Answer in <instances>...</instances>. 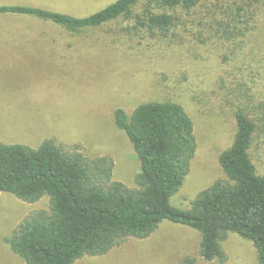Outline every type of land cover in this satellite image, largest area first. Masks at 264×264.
Returning a JSON list of instances; mask_svg holds the SVG:
<instances>
[{
  "label": "rangeland",
  "instance_id": "1",
  "mask_svg": "<svg viewBox=\"0 0 264 264\" xmlns=\"http://www.w3.org/2000/svg\"><path fill=\"white\" fill-rule=\"evenodd\" d=\"M115 1L0 0V6L86 17ZM197 1L198 12H206L202 5L208 10L209 24L210 12L220 19L222 10L250 3L241 14L251 18L253 28L246 34L251 43L232 55L230 45L217 38L202 43L186 34L169 49L145 32L125 33L126 22L70 33L30 16L0 15V143L37 147L48 139L66 151L77 146L89 159L110 157L113 180L134 187L139 162L112 112H130L152 101L177 102L193 121L197 149L170 204L189 209L199 192L225 178L219 156L231 146L235 113L246 104L236 98L235 88L264 102V0ZM250 153L259 174L264 173V134ZM47 207L48 197L28 204L0 194V264H22L5 239L26 215ZM199 240L196 231L164 221L147 239L128 238L106 255L75 264H181L186 256L209 264L198 257ZM221 247L224 264H258L252 243L236 234H228Z\"/></svg>",
  "mask_w": 264,
  "mask_h": 264
},
{
  "label": "trees",
  "instance_id": "2",
  "mask_svg": "<svg viewBox=\"0 0 264 264\" xmlns=\"http://www.w3.org/2000/svg\"><path fill=\"white\" fill-rule=\"evenodd\" d=\"M249 5L224 9L220 19L209 11L210 24L208 10L202 5L206 12H198L197 0H116L86 17L0 6V15L30 16L70 33L126 22L125 33L145 32L165 48L190 34L202 43L217 38L238 55L251 43L246 37L251 18L241 14ZM235 89L246 104L235 113L231 146L219 156L225 178L199 192L186 210L170 200L190 172L197 143L193 121L177 102L152 101L130 112H112L139 162L134 187L113 180L110 157L89 159L77 146L66 151L48 139L37 147L0 143V194L28 204L48 197L46 210L30 212L5 239L11 252L22 264H75L106 255L128 238L147 239L167 221L199 234L197 254L206 263H226L221 244L236 234L252 243L258 264H264V173L259 174L250 153L264 134V102H255L249 90ZM181 264L197 262L186 256Z\"/></svg>",
  "mask_w": 264,
  "mask_h": 264
}]
</instances>
